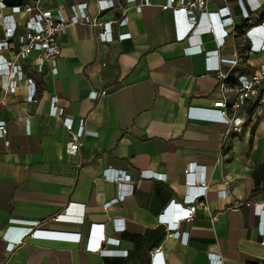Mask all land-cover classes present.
I'll return each instance as SVG.
<instances>
[{"label": "crops", "instance_id": "1", "mask_svg": "<svg viewBox=\"0 0 264 264\" xmlns=\"http://www.w3.org/2000/svg\"><path fill=\"white\" fill-rule=\"evenodd\" d=\"M2 1V15L21 3H36L54 15L60 10L65 17L71 15V5L86 3L87 14H97L95 0ZM165 1L154 0L139 12L129 4L126 25L114 26V37L130 33L123 40L101 42L99 27L71 24L60 41L57 74L37 73L31 53L20 61L25 77L13 92L4 90L0 77V120L7 127L0 138V264H153L155 251L161 264H210L209 254L218 255L222 264H264L258 215L252 206H236L264 201V108L249 103L241 113V132L227 137L226 125L188 115L190 107L212 108L222 98L229 103L232 91L222 93L217 73L207 68L216 58L207 61L203 52H185L188 40L176 37L172 11L160 7ZM258 1L261 8L253 22L264 19V0ZM226 5L239 15L235 0H208L206 9ZM109 14L106 18L119 11ZM12 17L20 29L25 14ZM192 41L202 51L217 49L208 33L197 32ZM248 44L242 33L229 35L218 55L238 58L246 66L237 70L248 74L264 62V51H249ZM0 55L9 60L10 51L2 48ZM220 68L225 72L229 65ZM27 78L36 86L30 103ZM103 90L106 94L95 100L88 96ZM52 97L74 128L82 120L87 130L74 155L65 151L68 131L62 118L48 114ZM105 171L108 176L129 174L131 193L117 198V185ZM141 171L162 178H143ZM196 179L207 184L205 196L192 220L180 222L182 233L176 237L160 216L172 219L171 201H181L184 184ZM23 221H35L34 227L42 230L79 233L82 240L26 237L7 251L4 235L12 241L17 233L9 232V226ZM118 224H124L123 231L114 229ZM93 226L117 240L103 245L114 252L86 249Z\"/></svg>", "mask_w": 264, "mask_h": 264}, {"label": "built area", "instance_id": "2", "mask_svg": "<svg viewBox=\"0 0 264 264\" xmlns=\"http://www.w3.org/2000/svg\"><path fill=\"white\" fill-rule=\"evenodd\" d=\"M229 1V0H225ZM239 15L235 16L231 9L226 5L216 11H207L206 5L208 0H166L160 5L161 9H170L173 14L174 28L176 37L179 40L187 39L188 46L185 48L187 54L201 53L205 55L208 61L211 58H216L217 62L212 65H207L209 70L215 71L217 77L221 80L220 89L223 93L226 90L232 91V97L229 103L224 98L216 101L212 108H197L190 107L188 115L195 118L207 119L222 123L227 126L224 137H227L230 132L239 133L242 130L243 120L241 113H244L245 107L252 103L255 109L264 108V62L255 65L248 74L239 73L237 69L241 66L238 58L219 57L218 49L225 43V38L229 35H244L248 41V50L254 52L264 51V19L261 17L260 22L251 21V17L261 8V3L258 0H235ZM97 5V14L95 17H90L86 12V3L71 5V15L65 17L60 10L53 12L42 10L35 3H21L10 7L11 14L2 15L1 10L5 4L0 0V26L3 30V38L0 40V49L10 51L9 60L7 58L0 63V77L4 78V90L13 92L25 76L23 66L20 61H27L30 54L34 53V69L37 73L50 72L57 74L58 58L60 55V41L66 33L67 28L74 23H83L94 27H99L98 39L101 42H112L115 38L123 40L130 38V33L120 32L114 37V26H124L127 23V12L130 9L129 4L139 12L144 6L154 4V0H95ZM118 10V15H112L110 12ZM24 13L25 17L22 20L21 27L17 26L13 20V14ZM240 18L242 23L236 24L235 20ZM244 25V26H243ZM241 31L238 32V29ZM208 33L215 37L217 49L202 51L197 45L193 44L192 38L195 33ZM16 41V45L13 44ZM221 63L229 65L228 71H222ZM233 76L236 80L232 86H227L226 80ZM26 102L34 101L36 86L30 78L26 79ZM106 94V91H90L88 96L90 99H97ZM48 114L50 116H59L62 118V123L68 131V140L65 145V151L69 155H74L83 136L87 133L82 120L79 121L76 128L73 127L72 119L64 116L63 108L56 103V98L52 97ZM25 122L28 121L27 115L23 116ZM7 127L4 120H0V138L6 135ZM9 142L4 141V145L8 146ZM194 166V165H193ZM105 177L117 185L118 197L123 198L129 195L132 191V185L129 183V174L125 171H116L113 175ZM140 176L143 178H162L161 175L152 171H141ZM185 195L181 201H171L169 210L174 211L172 219L169 216H160V221L164 222L168 232L171 235L179 237L180 222L189 223L196 208L202 204L198 200L205 196L207 184L204 179H196L193 182L185 183ZM110 202L105 203L104 207H108ZM252 206L255 213L258 215L261 234L264 238V201L260 202H239L236 206ZM57 215L55 218H61ZM216 220V216L212 217V221ZM35 221H23L21 225L9 226V232L17 233V236L10 241L9 234H5L3 238L7 241L6 249L11 251L24 238L37 239H56L63 241L80 242L82 239L79 233L70 232H52L35 228ZM124 224L115 226L116 231H123ZM179 228V229H178ZM8 232V231H7ZM98 232V237L95 238V233ZM186 233V232H183ZM86 249L98 253H112L114 251H106L103 249L104 244L115 243L117 240L113 237H106L101 232L100 226H93L91 233L86 237ZM186 243L188 237H184ZM208 260L210 264H222L218 255L209 254ZM153 264H161V254L155 251L153 255Z\"/></svg>", "mask_w": 264, "mask_h": 264}, {"label": "trees", "instance_id": "3", "mask_svg": "<svg viewBox=\"0 0 264 264\" xmlns=\"http://www.w3.org/2000/svg\"><path fill=\"white\" fill-rule=\"evenodd\" d=\"M240 31H241V28L238 29V32H240ZM230 81H231V77H228L227 80H226V82L227 83H230ZM232 82L234 83L235 81L232 80Z\"/></svg>", "mask_w": 264, "mask_h": 264}]
</instances>
